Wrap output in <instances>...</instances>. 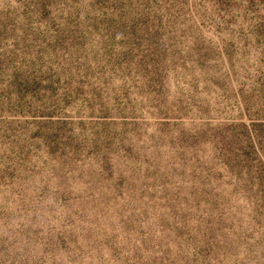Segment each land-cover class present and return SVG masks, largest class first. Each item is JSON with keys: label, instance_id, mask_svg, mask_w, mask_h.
Instances as JSON below:
<instances>
[{"label": "rangeland", "instance_id": "374dc122", "mask_svg": "<svg viewBox=\"0 0 264 264\" xmlns=\"http://www.w3.org/2000/svg\"><path fill=\"white\" fill-rule=\"evenodd\" d=\"M0 264H264V0H0Z\"/></svg>", "mask_w": 264, "mask_h": 264}]
</instances>
